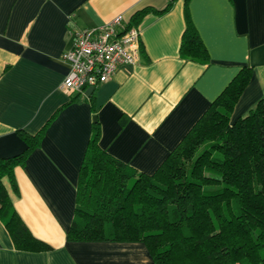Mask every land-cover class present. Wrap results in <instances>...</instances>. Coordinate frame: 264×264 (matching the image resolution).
Masks as SVG:
<instances>
[{"label":"crops","instance_id":"1","mask_svg":"<svg viewBox=\"0 0 264 264\" xmlns=\"http://www.w3.org/2000/svg\"><path fill=\"white\" fill-rule=\"evenodd\" d=\"M137 26L143 53L134 65L83 97L60 85L69 71L61 54L75 32L121 15ZM208 62L182 59L184 0H0V159L22 153L18 132L41 144L4 185L31 234L49 251L16 250L0 220V264H153L142 243L71 242L80 165L99 124V145L126 166L153 173L242 68L251 78L231 121L264 98V0H188Z\"/></svg>","mask_w":264,"mask_h":264},{"label":"trees","instance_id":"2","mask_svg":"<svg viewBox=\"0 0 264 264\" xmlns=\"http://www.w3.org/2000/svg\"><path fill=\"white\" fill-rule=\"evenodd\" d=\"M184 1L180 57L207 63ZM148 11L138 12L128 26H137ZM250 78L251 69L242 68L151 174L103 150L94 121L66 240L142 243L153 264H264V98L231 121ZM54 117L34 135L18 132L25 150L0 159V220L19 251L51 248L16 213L4 180L17 190L14 169L40 146Z\"/></svg>","mask_w":264,"mask_h":264},{"label":"built area","instance_id":"3","mask_svg":"<svg viewBox=\"0 0 264 264\" xmlns=\"http://www.w3.org/2000/svg\"><path fill=\"white\" fill-rule=\"evenodd\" d=\"M73 47L61 54L69 66L60 89L86 96L111 79L120 65H134L140 58L141 31L128 26L121 15L105 24L77 30Z\"/></svg>","mask_w":264,"mask_h":264},{"label":"water","instance_id":"4","mask_svg":"<svg viewBox=\"0 0 264 264\" xmlns=\"http://www.w3.org/2000/svg\"><path fill=\"white\" fill-rule=\"evenodd\" d=\"M93 92V89L91 87L87 88L86 91H85V94L87 96H89L91 93ZM95 116L93 117V121H95Z\"/></svg>","mask_w":264,"mask_h":264}]
</instances>
